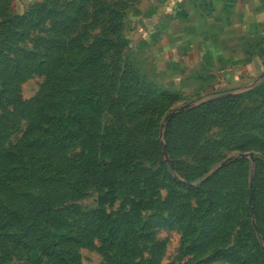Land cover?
Returning <instances> with one entry per match:
<instances>
[{
	"label": "rangeland",
	"instance_id": "1",
	"mask_svg": "<svg viewBox=\"0 0 264 264\" xmlns=\"http://www.w3.org/2000/svg\"><path fill=\"white\" fill-rule=\"evenodd\" d=\"M245 1L0 0V264H264Z\"/></svg>",
	"mask_w": 264,
	"mask_h": 264
},
{
	"label": "crops",
	"instance_id": "2",
	"mask_svg": "<svg viewBox=\"0 0 264 264\" xmlns=\"http://www.w3.org/2000/svg\"><path fill=\"white\" fill-rule=\"evenodd\" d=\"M245 0H240L239 2L236 1V0H215L214 2V8L216 10V16H217V20H223L221 23H224L225 21L227 22H230V19L233 18V15H232V11L233 10H236L237 8L240 7V5H243V8L244 6L247 4V2ZM249 1H254V2H251L255 4V7L254 9H256V6L257 8H259V11H263V0H249ZM185 2V5H187L188 9L191 8V5L189 4L190 3V0H168V2H165L160 9L159 11H162V13L164 14V16H169V17H172V15L174 14V9L177 7V4L180 5L181 3V6L183 5L182 3ZM252 7L250 6V9ZM155 18L156 17H153L154 21H155ZM215 26L213 27H216L219 29V31L221 30L220 27L224 26V25H219V24H214ZM213 30V33L211 35H219V33H214V29L212 28Z\"/></svg>",
	"mask_w": 264,
	"mask_h": 264
},
{
	"label": "water",
	"instance_id": "3",
	"mask_svg": "<svg viewBox=\"0 0 264 264\" xmlns=\"http://www.w3.org/2000/svg\"><path fill=\"white\" fill-rule=\"evenodd\" d=\"M200 102H202V101H200ZM225 163H226V162H223V163H222L220 166H218V167L223 166ZM217 169H218V168H216L215 171H216Z\"/></svg>",
	"mask_w": 264,
	"mask_h": 264
}]
</instances>
